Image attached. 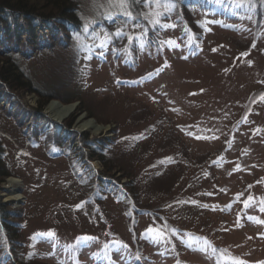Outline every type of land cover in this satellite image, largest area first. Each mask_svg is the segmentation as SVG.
Returning <instances> with one entry per match:
<instances>
[{"label": "rangeland", "instance_id": "obj_1", "mask_svg": "<svg viewBox=\"0 0 264 264\" xmlns=\"http://www.w3.org/2000/svg\"><path fill=\"white\" fill-rule=\"evenodd\" d=\"M69 1L73 42L22 60L39 94H18L62 141L0 100V188L22 196L0 195V264H264V0Z\"/></svg>", "mask_w": 264, "mask_h": 264}, {"label": "trees", "instance_id": "obj_2", "mask_svg": "<svg viewBox=\"0 0 264 264\" xmlns=\"http://www.w3.org/2000/svg\"><path fill=\"white\" fill-rule=\"evenodd\" d=\"M74 10L69 0H0V100L9 105H15L23 117L38 123V126L34 125L31 130L34 136L39 131L51 132L49 137L55 141V145L62 141L61 136L57 134L61 132V126L49 119L34 117L20 101L18 94H39V90L30 80L21 61L30 59L37 52L51 51L56 47H68L79 29ZM42 31L47 33L44 34ZM40 98L43 100L41 107L51 99L63 103L69 102L62 100L59 96L43 97L41 95ZM14 114L17 113L11 112L8 115L16 118ZM19 122H22V119H19ZM56 130H58L57 133ZM68 137V142L74 138ZM80 142L89 147L97 143L85 137ZM2 155L3 149L0 144V180L8 175L2 163ZM10 213L11 211L5 210L0 203V233L2 237L8 234V238L14 240L13 235L16 231L14 227L11 228L8 225V222L17 220L9 218V215H12ZM17 225L19 223H16ZM11 249L10 253L13 254Z\"/></svg>", "mask_w": 264, "mask_h": 264}, {"label": "bare ground", "instance_id": "obj_3", "mask_svg": "<svg viewBox=\"0 0 264 264\" xmlns=\"http://www.w3.org/2000/svg\"><path fill=\"white\" fill-rule=\"evenodd\" d=\"M74 106L73 105H66L61 106L56 103H51L50 106L47 108V112L50 114L52 118H54L56 121L60 122L62 121L66 116H68L71 111H73ZM81 122V121H79ZM90 129L93 133L101 132L102 130H107L106 127H101L96 122L89 120L86 122H82V124H75V131L81 132L83 130ZM7 185L5 187L0 188V195H4L3 201L7 204H15L17 205L22 200V196L19 192H17V182L13 178H8ZM20 187V186H18ZM17 187V188H18Z\"/></svg>", "mask_w": 264, "mask_h": 264}, {"label": "snow or ice", "instance_id": "obj_4", "mask_svg": "<svg viewBox=\"0 0 264 264\" xmlns=\"http://www.w3.org/2000/svg\"><path fill=\"white\" fill-rule=\"evenodd\" d=\"M134 2H137V3H138V2H140V0H134ZM154 2L157 3V4H159V0H154ZM145 4L147 5V0H145ZM119 6L123 9L121 15H123V16H127L129 20L133 19V14H132V12H131L130 10H128V6H127V2H126V0H121V3H120ZM165 6H166L167 8H169V9H171L172 7H174V4L171 3V0H166V4H165ZM108 18H111V17H108ZM124 23L126 24L127 21H125ZM153 23H154V24H160V21H159V19H156V20L153 21ZM137 26H139V24H138ZM160 26H161V27H164V25H160ZM87 27H88V26L85 25V31H87ZM169 27H170V25H169ZM113 35H115V36H117V37H121V36L127 35V33H123V32H121V31L118 29V30L116 31V33H114ZM128 39H129V42H131L133 38H132L131 36H128ZM102 46H105V45H102ZM214 51H215V50H214ZM260 99H261L262 101H264V95H262V96L260 97ZM197 138L199 139V138H201V137H197ZM193 203H194V202H193ZM80 207H81V205H77V209H79ZM245 207H248V203H247V202L245 203ZM261 211L264 212V208H262ZM258 223L264 224V221H258ZM148 231L151 232V231H153V229H148ZM48 235L52 236V235H54V233H51V232H50V233H48ZM262 238H264V237H262ZM236 264H243V262H242V261H237Z\"/></svg>", "mask_w": 264, "mask_h": 264}]
</instances>
